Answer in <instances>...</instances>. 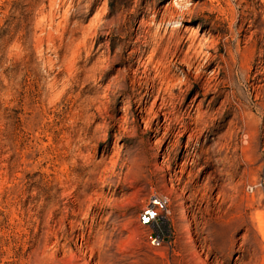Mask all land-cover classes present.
<instances>
[{"label": "rangeland", "instance_id": "rangeland-1", "mask_svg": "<svg viewBox=\"0 0 264 264\" xmlns=\"http://www.w3.org/2000/svg\"><path fill=\"white\" fill-rule=\"evenodd\" d=\"M0 264H264V0H0Z\"/></svg>", "mask_w": 264, "mask_h": 264}, {"label": "built area", "instance_id": "built-area-1", "mask_svg": "<svg viewBox=\"0 0 264 264\" xmlns=\"http://www.w3.org/2000/svg\"><path fill=\"white\" fill-rule=\"evenodd\" d=\"M169 199L166 195H159L153 198L140 214V224L150 226L155 230V237L152 241L156 246L160 245L161 239L164 240L165 233L161 232L160 224L168 219Z\"/></svg>", "mask_w": 264, "mask_h": 264}, {"label": "bare ground", "instance_id": "bare-ground-1", "mask_svg": "<svg viewBox=\"0 0 264 264\" xmlns=\"http://www.w3.org/2000/svg\"><path fill=\"white\" fill-rule=\"evenodd\" d=\"M178 4H181L180 2L178 3ZM183 4V3H182ZM183 8V7H182ZM187 8V7H186ZM185 9V8H184ZM188 9V11H192V9L191 8H187ZM176 11H179V10H176ZM165 17V15H163V18ZM163 21V20H162ZM216 26V25H215ZM218 26V25H217ZM199 45H200V43H196V40L194 41V43L192 44V46H190V47H194V46H197V48L199 47ZM210 78V77H209ZM247 143V142H246Z\"/></svg>", "mask_w": 264, "mask_h": 264}]
</instances>
